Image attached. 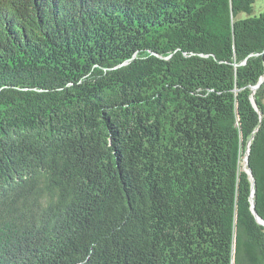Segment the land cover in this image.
Here are the masks:
<instances>
[{
    "label": "trees",
    "instance_id": "trees-1",
    "mask_svg": "<svg viewBox=\"0 0 264 264\" xmlns=\"http://www.w3.org/2000/svg\"><path fill=\"white\" fill-rule=\"evenodd\" d=\"M254 2L0 0V264H264Z\"/></svg>",
    "mask_w": 264,
    "mask_h": 264
},
{
    "label": "water",
    "instance_id": "water-1",
    "mask_svg": "<svg viewBox=\"0 0 264 264\" xmlns=\"http://www.w3.org/2000/svg\"><path fill=\"white\" fill-rule=\"evenodd\" d=\"M263 81V80H262ZM257 87V86H256ZM255 88V87H254ZM252 102H253V105L255 106V108H257V104H256V102H255V97L253 96L252 97ZM245 163H246V165L248 166V153L246 154V156H245ZM246 171L250 174V176L252 177V173H251V169L249 168V167H247V169H246ZM252 180H253V178H252ZM254 182V181H253ZM253 197H254V188H253V193H252V199H253ZM252 208H253V212H254V214H255V216L257 217V219L259 220V222L261 223V224H264V221L257 215V213H256V211H255V208H254V202H253V206H252Z\"/></svg>",
    "mask_w": 264,
    "mask_h": 264
},
{
    "label": "rangeland",
    "instance_id": "rangeland-1",
    "mask_svg": "<svg viewBox=\"0 0 264 264\" xmlns=\"http://www.w3.org/2000/svg\"><path fill=\"white\" fill-rule=\"evenodd\" d=\"M264 9V0H255L253 4V15H258ZM244 17L246 14H241Z\"/></svg>",
    "mask_w": 264,
    "mask_h": 264
}]
</instances>
